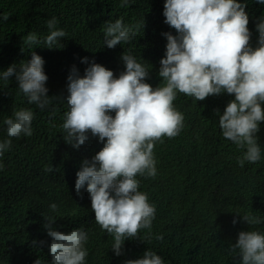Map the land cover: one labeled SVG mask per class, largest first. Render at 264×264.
Masks as SVG:
<instances>
[{
	"label": "trees",
	"instance_id": "16d2710c",
	"mask_svg": "<svg viewBox=\"0 0 264 264\" xmlns=\"http://www.w3.org/2000/svg\"><path fill=\"white\" fill-rule=\"evenodd\" d=\"M237 2L245 5L250 46L255 48L256 24L264 18V4ZM163 4L164 0H131L127 7L120 0H0V72L29 61L35 51L44 60L45 87L53 97L41 110L27 103L15 76L7 82L0 80V142L8 139L7 118L22 108L34 113L32 135L11 138V148L0 156V264H34L37 259L51 264V238L43 227L49 216L57 218L53 227L65 234L74 228L87 232L85 264H125L142 258L147 249L161 256L164 264H240L239 250L233 252L230 247L238 233H264V122L256 134L261 159L246 161L241 167L237 158L246 149H238L223 137L216 114L217 110L222 114L234 99L227 93L203 101L177 93L174 106L183 114L184 126L176 137L156 142V177H137L139 190L155 206L151 229L140 230L136 239H126L122 255L114 254L113 236L96 223L87 185L75 190L82 160H90L103 142L89 132L79 149L66 144L61 125L69 108L65 100L55 97L67 96V76L73 66L83 75L88 64L81 63L82 58L118 76L124 70L123 51H130L148 68L146 83L162 86L159 61L167 43L162 33L177 35L164 23ZM5 14L7 21L2 19ZM53 17L56 28L66 36L58 41L57 47L62 48L48 49L43 38ZM117 18L125 24L144 20V27L131 42L109 49L104 44V24ZM29 33H36L41 41L32 49L23 44ZM51 165L54 170L46 171ZM53 203L58 206L55 212L50 209ZM235 213H251L261 217L262 223L248 226Z\"/></svg>",
	"mask_w": 264,
	"mask_h": 264
},
{
	"label": "clouds",
	"instance_id": "9594fccd",
	"mask_svg": "<svg viewBox=\"0 0 264 264\" xmlns=\"http://www.w3.org/2000/svg\"><path fill=\"white\" fill-rule=\"evenodd\" d=\"M120 3L127 7L131 0ZM256 3L264 4V0ZM163 16L164 23L175 29L177 35L162 33L167 41L165 54L159 61L162 86L154 88L146 83L148 68L130 51H123L120 59L124 70L118 76L85 57L81 63L88 66L83 75L73 66L67 76V96L55 97L65 100L69 108L61 125L66 144L79 149L89 132L103 142L90 160H82L74 187L79 192L87 185L95 221L113 236L111 249L117 256L123 254L126 239H136L140 230L151 229L155 206L139 190L137 177H156L153 154L156 142H163V137H176L184 126V116L174 106L177 93L196 101L222 93L234 96L222 114L216 111L219 128L223 137L238 149H246L237 158L241 167L246 161L256 163L261 159L256 134L264 122V18L256 24L258 40L253 48L249 16L245 5L237 0H164ZM2 19L7 21L9 16L5 14ZM56 23L54 17L47 22L49 33L43 38L44 48L63 47L57 45L66 33L57 29ZM104 25V44L112 49L131 42L143 29L144 20L125 24L122 18H117ZM39 43L36 33L23 39L29 49ZM43 65L44 60L31 51L29 61L10 65L0 72V80L7 82L15 76L27 103L44 110L53 97L47 95L48 77ZM33 119V111L22 108L4 121L8 139L0 142V156L11 148V138L32 135ZM45 170L51 172L54 168L51 165ZM57 208L55 203L50 205L53 212ZM235 214L248 226L262 223L261 217L251 213ZM56 219L49 216L43 225L51 238V264H85L87 232L74 228L65 234L53 227ZM232 223H237L235 218ZM230 247L233 252L239 250L240 264H264V233L240 231L236 243ZM34 264L41 262L37 259ZM125 264H164V261L147 249L142 258L129 259Z\"/></svg>",
	"mask_w": 264,
	"mask_h": 264
}]
</instances>
